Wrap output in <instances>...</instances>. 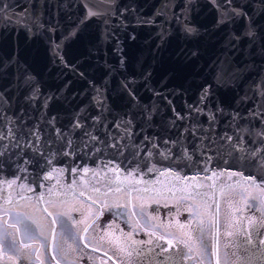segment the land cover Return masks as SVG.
Segmentation results:
<instances>
[{
	"label": "snow or ice",
	"instance_id": "obj_1",
	"mask_svg": "<svg viewBox=\"0 0 264 264\" xmlns=\"http://www.w3.org/2000/svg\"><path fill=\"white\" fill-rule=\"evenodd\" d=\"M10 7L7 3L0 4V13ZM77 7H82L83 13L73 19L68 10ZM141 7L134 2L118 4L117 0H80L79 5L75 0H29L7 16L0 35L7 33L10 27L14 36L23 31L28 40L44 39L51 67L71 68L77 76L87 80L96 114L83 115L85 110L79 109L69 120L68 129L56 126L58 118L55 115L38 117L29 126L28 109H35L39 102L40 110H47L56 97L42 92L41 73L20 54L15 40L11 51H5V36V43H0V264H79L84 259V249L100 252L105 245L108 250L103 251L102 257L87 255V260L93 264L97 261L99 264H108V261L112 264H264V198L257 205L258 198L250 192L256 188L264 194V177L257 183V177L251 173L248 176L242 172L227 173L229 180L240 176L245 183L228 185V192L234 195L228 199V214L221 225L217 194L209 189L218 188L219 196L227 198L223 182L217 185L213 179L224 177L226 173L212 171L204 178L210 182L208 184L195 183L200 180L199 176L182 175L172 165L179 160H191L192 154L186 147L179 148L177 140L164 139L161 149L158 138L144 136V148L131 146L134 147L131 156L135 164L127 169H122L115 158L101 159L96 167L87 166L83 159L73 167L57 166L58 157L74 161L78 157H102L100 145L124 156L130 147L125 141L133 135L134 121H142L141 127L150 125L160 112L157 104L141 102V88L153 98H159L160 104L167 105L172 113V127L177 121L199 116H206L214 126L217 116L225 113V105L217 92H236L229 116V127L234 131L231 135L226 132L221 140L229 144L230 152L246 153L256 163H259L258 156H264V103L258 104L264 98V0H181L179 5L172 0H159L148 15L140 11ZM48 8L53 11L46 23ZM177 8L179 14L174 10ZM207 9H211L212 20L205 25L199 21V16ZM61 13L65 14L66 29L59 19ZM113 17H118L117 23L123 21L125 28H132L127 32L128 41H136V28L156 29L157 42L148 47L152 60L168 46L173 23L179 26L185 41L196 45L192 50H180L185 61L199 60L201 42L215 44L216 38L222 37L207 62L206 71L211 82L189 85V88L198 87L199 91L195 103L186 104L184 114L176 110L173 98L181 96V90L188 89L184 84L170 89L168 81L175 80V76L169 74L153 84L152 63L149 61L145 66L139 55L132 56L125 50L119 28L111 27ZM4 20L5 16L0 14V21ZM92 21L101 26L98 39L104 42L100 46L93 43L89 49L104 70L101 83L88 80L86 71L80 70L76 61L65 58V47L84 38ZM109 42L115 63L106 58L104 46ZM110 78L114 80V88L109 87ZM249 81L247 91H243L242 85ZM237 102L247 107L241 110L234 106ZM114 106L122 109V116H115L111 122L120 133L119 138L109 134L107 139H102L99 130L107 129L105 121L113 115ZM133 108L135 111H128ZM253 120L258 123L253 124ZM42 121L51 128L52 135H45ZM198 125L196 121L191 129L184 127L183 132L195 135L197 130L203 131ZM77 130L79 141H74ZM205 138L214 143L211 137ZM245 145L256 146L249 150ZM145 149L141 166L139 153ZM133 160L128 163L132 164ZM211 160L212 156L207 155L203 170H207ZM161 161H168L170 166L158 167ZM32 170L38 171L30 179ZM66 173L68 179L64 182ZM153 173L159 177H173L176 181L167 188L173 201L163 204L169 208L163 221L159 207L148 211L151 204L159 206L161 203L157 199L160 192L152 187L160 181L145 179ZM38 187H44L47 197L45 193L35 195ZM29 193L35 195L37 205L43 201L48 206H37L33 213L20 211L22 202L24 207H33ZM124 196L139 203H121L120 198ZM84 198L88 201L86 205L82 203ZM49 207L54 211H49ZM250 209L254 214L245 216ZM105 210L123 217L128 231L125 232L115 219L101 228L98 221ZM74 212L80 215L74 216ZM185 212L188 218L181 222L179 217ZM58 226L62 229L59 233ZM141 232L144 239L137 238ZM221 235L226 238L223 253Z\"/></svg>",
	"mask_w": 264,
	"mask_h": 264
},
{
	"label": "water",
	"instance_id": "obj_2",
	"mask_svg": "<svg viewBox=\"0 0 264 264\" xmlns=\"http://www.w3.org/2000/svg\"><path fill=\"white\" fill-rule=\"evenodd\" d=\"M29 0H0V4L7 3L11 5L9 9H4L2 15L5 16L4 21H0V31L6 26V18L10 16L12 12L18 11L19 6L28 3ZM135 3L137 6H142L140 11L145 15H148L152 12L153 7L159 0H117V3L130 4ZM172 2L176 5H179L181 0H172ZM75 3L79 5L80 0H75ZM177 14H179V10L174 9ZM52 8H48L46 11L45 22H48V18L52 15ZM72 15L73 19L76 18V15L83 13L82 7L70 8L68 10ZM61 23L64 24L65 29L68 25L65 23V14L61 13L59 16ZM118 17H113L110 21L112 28H119V35L124 40L125 50L132 56L139 55L142 60L145 62V66L148 65L150 61L153 65V84H156L157 81H161V78L166 74L174 75L175 80L168 81L169 88H176L179 84H184V87L188 89V91L183 92L181 96H175L174 104L176 106V110L184 114L187 103H195L198 95V87H191L189 85H200L203 83H210L211 78L206 71L207 62L211 59L214 49L219 44V40L222 37H217L215 44H210L208 42H201L199 50L201 56L199 60H191L185 61L184 56L180 54V50H192L196 45L195 42L185 41L183 36L180 33L179 26L175 23L171 26L172 35L169 37L168 46L157 56L155 60H152L151 56L148 52V47L154 45L157 42L158 37L156 36L155 28H136L137 39L136 41H128L127 40V32H131L132 28H125L123 26V21L117 23ZM129 21L132 19L131 15L128 16ZM169 19L171 16L169 15ZM212 20V12L211 9H207L201 13L199 16V21L202 24L208 25ZM164 27H168V25H164ZM101 31V26L97 25L95 21H92L90 27L87 29L86 36L74 43L70 46L65 47V52L67 53L66 59L70 61H76L79 65L80 70L86 71L88 80H95L97 83H101L104 77V70L99 66L98 57L95 55H90L89 49L92 47L93 43H96L97 46L104 44L103 41L98 39ZM6 36V47L5 51L10 52L12 49L13 41L15 40L18 43V51L20 54L29 59V61L33 64L36 71L41 73L40 76V87L42 92L45 95L55 96L54 99L47 110H40V103L37 102L36 108H29L28 112L30 113L31 118L29 119V126L38 118L44 117L47 118L49 115L57 116V127H63L64 129L69 128V120L77 114L79 109L83 108L85 111L83 115H95L96 110L92 107V89L89 88L87 80L81 79L76 73L71 69L64 68H55L51 67L49 58L47 55V45L44 42V39L40 37H34L32 40H28L25 37V33L23 31L19 32L18 36H14L12 34V29L9 27L7 33L0 35V43H5ZM60 33H56V38L59 39ZM112 44L109 42L104 46V51L107 52V60L111 63L116 62L115 56L112 54ZM95 51V49H93ZM102 51L101 55L104 54ZM103 61H100L102 63ZM132 68L130 67L129 71ZM63 73V74H61ZM253 77L255 78L254 74ZM67 82V83H66ZM251 81L247 84L242 85V90L247 91ZM159 86V85H157ZM109 87L114 88L115 83L114 80L110 78ZM152 87V85H149ZM59 90V91H58ZM115 96V93L112 94ZM251 96L252 94L249 93ZM140 96L142 97L143 104H157L160 107V112L157 114L153 122L149 124H144L141 127L142 121L137 119L134 121L135 127L133 128V135L130 140H126L130 147L125 151L124 156H118L116 150L105 147L104 145H100L103 151V156H91V157H78L76 161L72 158H63L58 157L60 161L57 166L58 167H73L75 166V162H80L81 159L87 164L89 167H96L99 164L100 160H108L115 158L116 163L120 165L122 169H127L134 167L135 160L131 156V151L134 150L133 145H139L141 148H144V144L142 143L144 136H149L151 138H158V143L161 145V149L164 148L163 140L164 139H172L177 140L178 147L188 148L189 152L192 154L191 160H179L176 165H172L174 168H178L181 171V174L187 176L189 178L193 176H199L200 180L195 181V183L204 182L205 184L210 183L209 181L204 180V178L211 174L212 171L216 172H225L226 175L224 177H220L219 179L213 178L217 181V185L222 181L224 184V188L230 184L238 183L244 181L240 176H233L231 180L227 178V173L231 172H242L244 176H248L250 173L257 177V183H260V178L264 177V156H258L256 160L259 163H256L252 158L247 157L246 153H236L229 151V144L226 141L221 140V137L227 132L231 135L234 129L229 127L231 121L229 120V116L231 114V107L233 106V101L235 100L237 93L231 90L225 92L220 90L217 92V96L219 97L220 102L225 105V113L223 115L217 116L216 124L210 125L208 122V118L206 116H199L193 118H186L184 121H177L175 127L171 126L170 120L172 113L168 109L167 105L160 104L159 98H153L151 93L146 89H140ZM43 100V96L41 97ZM259 103H264V98H262ZM14 106H16L15 99L13 100ZM235 107L243 108L247 107V105H240L238 102L234 105ZM214 107V105H213ZM18 110V106H17ZM128 111H135V109H128ZM115 116H122L121 107H115L113 109V115H109L108 119L105 123L108 125L107 129H100V134L102 139H107L108 135L119 138L120 133L117 129L112 127V120ZM199 122L198 127L202 128L203 131L197 130L195 135H192L190 132H183L184 127L192 128L193 124ZM253 124H257L258 121L253 120ZM42 123V127H44L45 135H52V130L50 127L46 126ZM91 123V121H89ZM183 133V134H182ZM205 137H211L210 142ZM74 141H79V131L77 130L76 135L73 136ZM258 143V141H257ZM207 148V155L212 156V160L207 165V170L205 169V159L207 155L205 154ZM256 145H245L249 150ZM147 149L139 153V159L141 166L144 164L145 152ZM155 151V150H153ZM175 151V149H174ZM240 155H244L245 159H238L237 157ZM133 160L132 164H129L128 161ZM157 160L159 158L157 157ZM95 161V163H94ZM156 162V161H153ZM168 161H161L158 164V167H168ZM38 170H32V176L36 175ZM68 179L67 173L65 174V181ZM145 179L149 180H159L160 183L152 185L155 190H158L160 193H168L167 188L172 184L176 183L173 177H159L156 173H153L149 176H145ZM35 187V185H33ZM143 187V185H140ZM204 189H201L203 191ZM209 192H216L217 200L219 202L220 196L218 188H211ZM40 193H45L44 187L36 188L35 195ZM47 194V193H45ZM15 195V193H13ZM29 196L35 197L34 194H27ZM86 199V198H85ZM220 211H221V203H220ZM219 218V216H218ZM222 221V216H221ZM222 225V222H221ZM221 233H223V228L221 227ZM223 235H221V251L223 253Z\"/></svg>",
	"mask_w": 264,
	"mask_h": 264
},
{
	"label": "flooded vegetation",
	"instance_id": "obj_3",
	"mask_svg": "<svg viewBox=\"0 0 264 264\" xmlns=\"http://www.w3.org/2000/svg\"><path fill=\"white\" fill-rule=\"evenodd\" d=\"M239 183L240 184H244L245 182L242 181V182H239ZM236 184L237 183L231 184V185H236ZM224 190H228V186ZM250 192H251V194L253 196H256L258 198L255 203L257 205H259L260 199L261 198H264V194H262L259 191V189H256V188L250 189ZM45 195L47 197V194H45ZM233 195H234V193L231 192L230 193L231 198L233 197ZM162 197H166V199L165 198H162ZM157 199L160 200V202H161L160 205L158 206L156 204H151V208H149L148 211L151 212L152 209H154L156 207H159L160 208L161 220L163 221L166 218V216L168 214V211H169V208L163 207V204L164 203H168V200H170V202L172 203V201H173L172 199L173 198L171 196H169V194H161L160 193V195L157 196ZM109 202H111V198H109ZM120 202L121 203H130V204L139 203V201H136V200H129V198L127 196H124V197L120 198ZM148 202L151 203V201H148ZM82 203L84 205H86L88 203V201L86 199H83ZM32 204H33V207H24L23 206V202H22V206H21V208L19 210L20 211H26V212H29V213H33L34 212V208L37 207V206H39V207L48 206L43 201L39 202V205H37L36 204L35 197H32ZM49 211H54V210L51 207H49ZM247 212L250 213L248 216H251V215L254 214V210H251V209L249 211H247ZM36 214L39 215V213H36ZM75 214H78V216L80 215V213H75ZM221 215H222V212L220 211V222H222L221 221ZM255 215H260V213H255ZM182 218H183V215H181L179 217V219H180L181 222H182ZM113 219H115L117 221V223L120 225V227H122L124 229L125 232L128 231V227L124 223V218L123 217H117V216H115V214L113 212H110L108 210H105L104 215L100 218V220L98 221V223L100 224L101 228H103L106 223H110ZM60 231H62V229L58 226L57 227V232L59 233ZM89 234L90 235L92 234L91 233V230H90V233ZM117 234H118V232H117ZM144 238H145V236L139 237V239H144ZM104 250H108L107 249V245H105L100 252H91L90 249H84L85 256H84V259L83 260H80L79 261V264H93L92 261H88L87 260V255H91L93 258L102 257V254H103V251ZM109 255H112V252L111 251L109 252ZM70 259H71V257H70ZM96 264H99V262L97 261ZM108 264H112V261H108ZM189 264H190V262H189Z\"/></svg>",
	"mask_w": 264,
	"mask_h": 264
},
{
	"label": "rangeland",
	"instance_id": "obj_4",
	"mask_svg": "<svg viewBox=\"0 0 264 264\" xmlns=\"http://www.w3.org/2000/svg\"><path fill=\"white\" fill-rule=\"evenodd\" d=\"M226 192H227V198H221V212H222V225H223V223H224V218H225V216L228 214V208H227V203H228V199L229 198H231V196H230V193L231 192H228V190H225ZM162 198H165L166 199V197H162ZM169 199V198H168ZM173 200V199H172ZM170 202V200H168V203ZM171 203V202H170ZM169 212V211H168ZM107 213V212H106ZM250 213L249 212H245L244 213V215L245 216H248ZM73 215L74 216H78V214H75V212L73 213ZM188 213H184L183 214V218H182V222H184L187 218H188ZM237 215H239V214H237ZM223 228V227H222ZM223 232H224V228H223ZM141 236H144V234L141 232L140 233V235L137 237V238H139V237H141ZM225 237L223 236V241H225ZM228 239H231V238H228Z\"/></svg>",
	"mask_w": 264,
	"mask_h": 264
}]
</instances>
